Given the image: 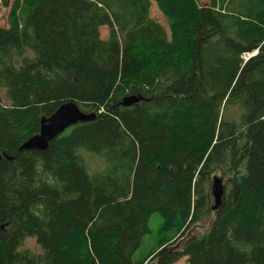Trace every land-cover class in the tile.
<instances>
[{"label":"trees","instance_id":"16d2710c","mask_svg":"<svg viewBox=\"0 0 264 264\" xmlns=\"http://www.w3.org/2000/svg\"><path fill=\"white\" fill-rule=\"evenodd\" d=\"M231 1L13 0L0 27V264H264L263 0L249 17ZM132 93L142 100L123 105ZM65 102L96 116L19 150ZM214 171L222 204L186 236L211 210ZM156 212L166 237L135 260ZM28 237L42 253L21 249Z\"/></svg>","mask_w":264,"mask_h":264},{"label":"rangeland","instance_id":"374dc122","mask_svg":"<svg viewBox=\"0 0 264 264\" xmlns=\"http://www.w3.org/2000/svg\"><path fill=\"white\" fill-rule=\"evenodd\" d=\"M201 4H210L211 0H198ZM13 0H8V4L6 5L5 0H0V27H7L9 25V21H8V15L10 12V8H11V4H12ZM151 8H150V17L155 19L156 21H158L167 31V35L169 40H171L172 36H171V30L169 28V24L168 21L165 17V15L163 14V12L159 9L157 3L155 1H152L151 3ZM223 3L222 1L219 2V5L216 4V8H222L223 7ZM253 9L252 10H260V11H264V0L257 4L254 3L253 5ZM232 9L237 15H242V16H251V7H250V12L247 10L245 11V9H248V0H232L230 5L228 4L224 9L225 11H229L230 9ZM224 12V11H222ZM248 12V13H247ZM100 33H101V38H107L109 35L108 32V27L103 26L100 28ZM258 53V49L253 50L252 52H250V56L248 57H244L243 59L245 61H247L249 58L255 56ZM0 97L2 98L3 102L7 103L6 100V95L4 90L0 91ZM237 111V110H235ZM233 117L238 118L237 116V112H235L233 114ZM89 158L92 160L93 164L96 167H101L104 164V160L100 157H96V156H89ZM214 172H212L210 174V176L208 177L209 180L206 182L205 185V190L208 192H211V187H212V178L215 175ZM219 176H221L219 174ZM231 177V176H228ZM225 183V180H223ZM212 200L210 202V206H211V210L204 216V218L198 222H191L189 224V226L187 227L188 229L185 231L186 232V236L188 235H198V236H202L204 235L208 229L211 226V222L214 218V210H212V206L215 204L214 201V197L212 196ZM164 224V219L162 217V215L159 212L154 213L150 220H149V229L150 232L143 238V242L141 244V246L136 250L135 254H134V259L135 260H139L142 259L144 257H146L148 254H150L151 252H153L156 247H157V243L162 239L166 237V232H161L160 229L162 227V225ZM177 245V244H174ZM21 249H30L35 253H42V249L39 246V244L37 243V240L35 237H28L25 241V244L21 247ZM149 256V255H148ZM150 257V256H149ZM188 257H183L181 258L179 261L175 262L174 264H188L187 263ZM146 264H154V261H147L145 262Z\"/></svg>","mask_w":264,"mask_h":264},{"label":"water","instance_id":"95a60500","mask_svg":"<svg viewBox=\"0 0 264 264\" xmlns=\"http://www.w3.org/2000/svg\"><path fill=\"white\" fill-rule=\"evenodd\" d=\"M142 100V95H129L123 98V104H137ZM95 113H88L80 109L75 102H65L50 116L42 117L40 121V130L37 134L23 142L19 150H45L50 142L63 132L68 126L78 124L80 122L91 121L95 118ZM211 193L214 197L215 204L212 210H217L222 204L225 194L223 179L217 175L212 178Z\"/></svg>","mask_w":264,"mask_h":264},{"label":"bare ground","instance_id":"6f19581e","mask_svg":"<svg viewBox=\"0 0 264 264\" xmlns=\"http://www.w3.org/2000/svg\"><path fill=\"white\" fill-rule=\"evenodd\" d=\"M41 39H42V38H41ZM8 84H9V83H8ZM14 84H15V83H14ZM149 86H150V85H149ZM125 94H126V93H125ZM129 94H130V93H129ZM132 94H133V93H132ZM122 101H123V100H122ZM121 103L123 104V102H121ZM123 105H125V104H123ZM132 105H134V104H132ZM125 106H131V105H125ZM43 117H44V116H43ZM73 125H74V124L68 126L67 128H69V127H71V126H73ZM67 128H66V129H67ZM66 129H65V130H66ZM65 130H64V131H65ZM64 131H63V132H64ZM61 133H62V132H61ZM197 155H198V154H197ZM42 230H43V229H42ZM236 255H237V254H236Z\"/></svg>","mask_w":264,"mask_h":264},{"label":"built area","instance_id":"2783aa9c","mask_svg":"<svg viewBox=\"0 0 264 264\" xmlns=\"http://www.w3.org/2000/svg\"><path fill=\"white\" fill-rule=\"evenodd\" d=\"M248 56H250V55H248ZM248 56H246V57H248Z\"/></svg>","mask_w":264,"mask_h":264}]
</instances>
